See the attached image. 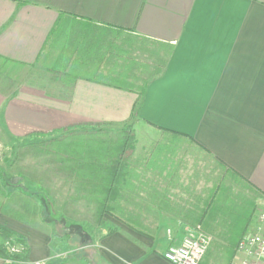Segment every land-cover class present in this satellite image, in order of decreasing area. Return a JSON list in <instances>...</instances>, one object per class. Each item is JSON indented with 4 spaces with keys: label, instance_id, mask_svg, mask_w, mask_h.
Instances as JSON below:
<instances>
[{
    "label": "crops",
    "instance_id": "1",
    "mask_svg": "<svg viewBox=\"0 0 264 264\" xmlns=\"http://www.w3.org/2000/svg\"><path fill=\"white\" fill-rule=\"evenodd\" d=\"M130 40L172 47L141 95L111 83ZM38 65L72 73L45 88L10 84ZM0 73V148L131 122L98 264H171L163 253L199 230L213 237L200 264H216L234 232L253 230L264 209V0H0ZM13 217L0 210V224L24 233L27 264L48 263L50 236Z\"/></svg>",
    "mask_w": 264,
    "mask_h": 264
},
{
    "label": "rangeland",
    "instance_id": "2",
    "mask_svg": "<svg viewBox=\"0 0 264 264\" xmlns=\"http://www.w3.org/2000/svg\"><path fill=\"white\" fill-rule=\"evenodd\" d=\"M134 44L135 46L137 45V43H133V45ZM154 48L155 47H153V49ZM131 52V55L139 57V62H145L142 64L143 66H145V64H147L146 66L152 64V59L141 49L139 50V48L136 49L132 47ZM56 55H54V59L57 58ZM67 57L68 54H66V58ZM151 66L153 67V65ZM152 71L153 69L149 70V72H146V70L139 72L138 74L141 76V80H138L137 83H139V85L143 84V79L151 76ZM68 73H72V71L52 72L46 70V65H38L37 69L31 70L25 73L26 75H23L21 79L19 78V82L14 83V80H11L10 84H13L15 88L30 86L45 88L46 86L43 84H45L47 80L52 82L53 86L55 84L60 85L59 82L67 83L66 80L67 78L69 79V77H66L64 74ZM0 77L7 80V77L2 76L1 73ZM32 80H35L36 83L34 84ZM130 124L131 122L120 125L95 124L93 126H105L106 129L113 131L110 132L111 134L122 127L130 126ZM83 125L85 124H74V128L69 129L68 126L65 127L66 129L60 131V133H64L63 136H65V143L60 146L68 147L71 142H74L78 138L79 135L71 131L92 127L91 125ZM61 134L59 135L62 137ZM59 135H51L53 137L42 136L40 139L37 136H31L25 140H17L15 144L11 143L15 145L14 148L9 146L0 148V189L2 190V192H0V210L3 209V211L11 213L12 216L19 220L22 218L31 219L30 216H26L22 213L19 205L15 206V204L18 200L23 198L22 201L26 206H28V202L37 205L41 199L43 204L37 205L40 209V216L32 220L34 222L37 221L38 229L42 227L43 234L50 236L52 239L51 259L46 264H62L66 261V258L68 259L70 256L74 255V252L76 253V258L85 257L89 260V264H98L97 262L99 260L97 259L100 258L99 254H102L103 251L102 247H100L102 245L101 238H103L105 232L110 234L114 231V226H111L108 220L109 218L116 217L113 214H105L103 222H99L94 202L86 206L85 202H77L73 199V197H76L77 192L74 186L79 181V178H76L75 174H71L69 163L66 165L58 161L59 155L57 152L59 151V147L55 145L56 142H53L54 146L49 144L48 147L45 146L44 142L50 140V138L58 137ZM135 137L136 135H133L134 142L136 143ZM65 158L69 159L68 156ZM47 201L51 203L49 207ZM46 209H48V211L45 212ZM262 212H264V209L257 206V218ZM34 222L31 224H34ZM9 229L21 236H25L23 232H19L17 229ZM240 233L241 232H234L233 237L229 241L232 246L228 247L222 256V260L224 261H220L216 264H232L236 253L234 244L237 243ZM207 235L210 236L212 242L213 237L211 234L207 233ZM4 242L5 241L0 236V243ZM94 256L98 258L94 260ZM226 261L229 262L226 263Z\"/></svg>",
    "mask_w": 264,
    "mask_h": 264
},
{
    "label": "trees",
    "instance_id": "3",
    "mask_svg": "<svg viewBox=\"0 0 264 264\" xmlns=\"http://www.w3.org/2000/svg\"><path fill=\"white\" fill-rule=\"evenodd\" d=\"M133 43V40L129 41L127 64L121 66L120 70H113L110 72V76L113 78V80L111 79V83L123 89L136 90L141 95L151 79L162 73L167 64L172 47L164 44H162L160 48L154 46V49L152 46L145 50H142V47H140L139 50L141 49L144 53H147L152 59V64H150V66H146L147 64L143 66L142 64L145 62H139V57L131 55V48L135 45H133ZM136 43L137 45L142 44L138 41H136ZM118 52L119 49L117 48L116 54H118ZM151 65H153V67ZM151 69H153L151 76L143 79V84L139 85L137 82L141 80V76H139L138 73L145 70L149 72ZM131 127L132 124L124 128L122 127L111 134L110 132L113 131L106 129L105 126L80 128L78 131H71L79 136L74 142H71L69 145L66 144L68 147L60 146L65 143L64 133L61 134L62 137L59 135L58 137L44 141L47 147L49 144L54 146L53 142H56L55 145L59 147L57 153L59 157H62H58V160L61 161L60 163H65L66 165L69 163L71 174H75L76 178H79V181L74 186L77 192L76 197H73V199L77 202H85L86 206L94 202L99 222H103L105 214L112 215L113 213L111 209L107 207V204L112 206L111 203L113 200L110 201V199L113 197L118 199L120 197L122 165H124L127 160L128 154L135 143L133 138L134 134L130 129ZM66 156H68L69 159L65 158ZM22 199L18 200L16 204L21 207L20 210L22 213L31 217V219L22 218L24 221L31 224L33 223L32 219L36 218L40 213V209L37 205L43 204V201L40 199L37 205L28 202V206H26ZM50 204L51 203L47 201L48 207ZM46 211H48V209H46L45 212ZM0 236L5 241L4 243H0V258L8 261V264H27L29 262L30 248L23 236L2 225H0ZM7 241L19 246L21 248L20 252L11 253L6 246ZM62 264H89V260L85 257L76 258V253L74 252V255L70 256L68 259L66 258V261Z\"/></svg>",
    "mask_w": 264,
    "mask_h": 264
},
{
    "label": "built area",
    "instance_id": "4",
    "mask_svg": "<svg viewBox=\"0 0 264 264\" xmlns=\"http://www.w3.org/2000/svg\"><path fill=\"white\" fill-rule=\"evenodd\" d=\"M211 242L210 236L199 230L190 231L178 245L170 246L163 257L171 264H200ZM11 253H19L21 248L7 241ZM232 264H264V212L258 215L253 230L245 233L235 249Z\"/></svg>",
    "mask_w": 264,
    "mask_h": 264
}]
</instances>
